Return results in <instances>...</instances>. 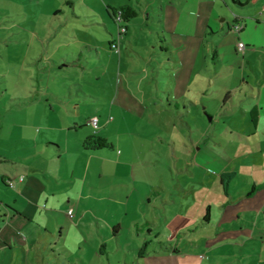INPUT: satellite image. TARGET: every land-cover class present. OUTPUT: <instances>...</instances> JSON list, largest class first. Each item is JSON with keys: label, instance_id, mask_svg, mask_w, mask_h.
Listing matches in <instances>:
<instances>
[{"label": "rangeland", "instance_id": "rangeland-1", "mask_svg": "<svg viewBox=\"0 0 264 264\" xmlns=\"http://www.w3.org/2000/svg\"><path fill=\"white\" fill-rule=\"evenodd\" d=\"M120 1L124 0H0V150L9 156L16 154L14 159L1 165L18 170L26 168L29 164V156L25 157L28 148L23 147L29 146V137L34 134L39 137L47 134L53 139L51 141L58 140L64 144L60 140L65 134L59 127L65 124L69 113L73 115L76 105L81 108L84 116L96 114L101 123L106 117L115 118L110 124L107 138L118 144L116 151L121 150L122 158L126 160L124 164H117L116 168H113L111 164L106 167L108 162L99 158L100 155L97 158L93 156L89 173L84 179L77 159L64 160L59 165V159L47 158L51 167L58 166L60 173L75 167L71 182L58 184V187L66 188L62 189L61 196L53 205L41 199L42 201L36 203L37 206L31 208L29 198L21 196L13 187L8 198L0 197V211H9L5 203L14 202L8 200L12 196L18 197L16 208L24 210L26 215L33 216L35 222L39 216L44 222L47 220L44 215L50 217L49 223L45 225L54 231L49 241L56 243L51 249L46 248L45 241L37 243L44 245L40 250L36 249V262L39 264H125L126 261L130 264L136 263L137 252L145 239L141 235L138 236L135 221L146 218L142 214L144 202L143 205H135L132 199L126 203L123 199L115 200L105 196L106 193L112 196L116 192L118 198L123 197L122 193L128 192V187L121 183H128L139 189L143 187L145 191H151V194L156 190V195L153 196L155 205L149 206L147 210L149 215H153V219H158L159 215L161 217L159 223L156 221L155 230L151 235L155 246L159 247L158 240L169 245L174 244L178 238L179 244L189 240L188 236L199 238L205 234L200 229L194 234L187 230L183 232L182 229L172 231L174 226L184 225L171 221L186 208L180 201H186L181 186L189 189L192 185L198 187L195 192L197 204L190 208L193 214H200V201L206 205L210 200L213 219L218 218L214 212L215 208H219L216 204L220 203L222 198L220 194L214 195L218 192H214L209 183L213 180L212 175H206L199 164L196 163L194 167L186 162V158L190 157V136L203 144L205 140H214V135L219 132L223 136L220 140L231 155L251 149V145L258 147L255 137L249 142L245 136L238 138L237 133L231 134L230 130L244 129L245 116L252 121L258 117V110L252 108L254 103L264 104V0H255L252 6L242 7L230 0L231 7L228 11L232 17L240 16L239 12L243 11L242 17H238V21L232 24L231 30L236 32L237 22L242 26H249L240 36L246 44L244 52L249 57L243 62H240L239 57L235 60L225 59L226 64L232 65L225 73L227 84L230 80L233 86L241 88H232L226 105L222 107L214 108L212 105L211 109L205 111L203 104H199L197 108L189 105L190 113L185 112V119L175 126L172 123L175 121L173 116L164 110L167 99L171 97L166 90H169L170 83H173L168 71L174 61H168L172 58L166 52L169 46L163 41L159 44L154 32L151 35L148 26L142 24L145 19L143 10L149 7L145 4H156L158 0H131L134 6L139 8V12L128 22L115 20ZM166 1L168 2L164 0ZM107 4L116 6L114 11H111ZM107 12L115 14L110 17ZM101 19L108 21L120 49L119 54L113 53L115 61L107 66L100 64L99 58L91 55L94 50L84 45L93 42L95 36L110 39V35L101 33L104 32V27L96 24V21ZM120 24L126 29L120 30ZM170 34L172 33L167 30V38H170ZM233 34L231 32L224 40L213 36L218 38V49L226 54V58L243 54L235 50L232 52L230 49L228 44L230 41L234 42ZM58 40L80 44L82 55L78 57L68 53L69 56L60 60L57 54L53 55L54 44ZM202 44L198 46L199 51L203 48ZM161 46L163 50L160 49ZM205 47L207 48L206 43ZM65 50L70 48L67 46ZM146 70L148 76L143 79L141 86H147L149 83L151 85L147 86L150 90L144 95L139 89L138 81ZM158 70L164 72L163 75H159ZM230 73L234 76H230ZM249 73H257V76H250ZM241 78L253 83L255 87L245 85L246 81L241 82ZM207 79L208 75L205 78L197 75L189 85L190 88H185L184 92L188 98L194 92V98L199 99L202 93L198 84L203 89ZM223 83L222 79L214 77L211 85L215 87L216 84ZM118 86L119 102L111 109L110 98ZM210 92L213 94L209 95L207 101L212 103L211 98L217 96L215 93L218 89H211ZM173 98L172 96L169 100L171 104H174ZM177 98L180 102L178 109L185 111L182 109V99ZM243 108H246L245 113ZM260 112L263 123L264 111ZM213 114L214 120L211 119ZM186 120L191 125L186 123ZM116 124H120L119 128H116ZM84 127L82 125L76 128L82 130ZM94 130L102 131L106 135L102 127L93 128L92 131ZM262 133L264 135V130L258 132V136ZM172 140L175 142L172 143ZM182 141L188 142L189 145ZM198 142L194 143L195 149L200 146ZM172 146H176L178 157H175ZM253 157L254 155H251L247 160ZM228 166L242 168L243 164L237 159ZM169 167L173 168L172 173ZM67 176L68 174H64L62 178ZM230 178L227 177V180ZM217 182L219 183V180ZM112 184L115 186L112 187ZM68 207H72L74 211L72 218L65 214ZM58 221L60 224L56 223ZM138 226H142V222L138 223ZM60 231L61 235L58 236ZM135 243L138 245L135 246ZM100 245H103L104 253L93 249ZM148 249L152 250L151 245Z\"/></svg>", "mask_w": 264, "mask_h": 264}, {"label": "crops", "instance_id": "crops-1", "mask_svg": "<svg viewBox=\"0 0 264 264\" xmlns=\"http://www.w3.org/2000/svg\"><path fill=\"white\" fill-rule=\"evenodd\" d=\"M138 1L140 2V0ZM231 1L241 7L247 5L252 6L255 2V0ZM125 3L133 6L138 14L139 8L135 7L131 0L118 2L117 8ZM145 5L152 9L146 7L143 10L145 19L142 24L148 26V29L151 30V35L152 32H154L159 44L160 37H162V41L169 46L168 49L166 48V52L172 57L168 59V61L171 59L174 61V64H170L171 68L169 69L170 71H168V75L173 83H170L168 87L169 90H166V93L169 96L171 95V99L172 96L174 97V104H171V102H169L171 99L168 98V103H165L164 107V110L170 113L175 120L172 122L173 126L178 122L180 124L182 123L183 119H185L183 118L185 112L190 113L191 108L189 109V105L196 106L197 108L199 104H203L205 111L211 109L212 105L214 108L226 105V99L229 97L232 88H237L236 90H238L241 87L237 85L233 86L230 80L228 82L229 84H227L225 73L232 68V65L226 64L225 62L227 60L225 59L235 60L239 57L240 62H243L246 57H249L244 52V50H246L245 43L243 49L237 47L238 41H242L240 36L249 26L244 24L239 31L234 32L231 30L232 24L238 21V17H242L241 14L243 11L239 12L240 16L232 17L228 11L231 7L230 0H168V2L158 0L156 4L146 3ZM262 6L264 7V3ZM107 7L111 9V11H114L116 6L107 4ZM107 13L110 17L115 14L114 12L111 13L112 15L109 12ZM94 14L97 15V13ZM130 20L131 19L128 21ZM96 24L104 27V32L101 31V33L110 35V39L95 36L93 42L90 41L92 46H89L90 44L84 45L94 50L91 55L98 57L100 64L103 63L107 66L115 61L113 53L119 54L120 49L118 43L114 40L115 37L108 25V21L104 22L101 19L97 20ZM167 30L172 33L170 34V38L166 36ZM231 32L234 33V42L230 41V44H228L230 45V49L232 52L235 50L243 54L239 56L231 55L229 58H226V54L223 51L222 53L219 51L216 41L218 40L217 37L224 40ZM214 35L217 37L214 38ZM55 42L53 55L57 54L60 60L65 56H69L68 53L78 57L82 55L80 44L76 45L70 41L66 42L65 40H58ZM112 43H115L116 46H113ZM204 43H206L207 48H204ZM199 44H202L203 47L200 51L198 48ZM224 45H226V43ZM67 46L70 48L68 51L65 50ZM160 49L163 50L162 47H160ZM213 49H216V55L214 57L211 56ZM60 50H62V52ZM251 51L254 52L255 50ZM103 56H105V58H103ZM143 59L145 60V58ZM247 62L251 61L247 60ZM250 67L252 68V65H250ZM147 73L148 70L142 72L140 80L138 81L140 83H138L139 89L144 95H146L147 90H150L147 86L151 85L147 83V86H141L143 79L148 76ZM163 73L164 72L158 70L159 75H163ZM230 74V76H234L233 73ZM197 75H201L204 78L208 75L205 87L202 89L200 84L197 83L200 93H202L200 98H194L193 91H191V93L193 92L192 96L188 98L187 93L184 92L185 88H190L189 85L194 81ZM249 75L253 76L254 74L249 73ZM255 75L257 76V73H255ZM255 75L254 77H256ZM214 77L218 80L222 79L224 83L222 85L216 84V86L213 87L211 83ZM240 81L246 80L241 78ZM245 83V85L251 88L255 87L251 82L246 81ZM117 85H119V83H117ZM227 85L228 87H226ZM118 88L119 86L116 88L117 90L112 93L110 98L112 104L111 109L119 102L117 99L120 89ZM211 89H218V92L215 93L217 96L211 98L212 103L207 101V98H210L209 95L213 94L210 92ZM177 97L182 99V109L185 111H180L178 109L180 102H178L179 99ZM142 103L145 102L142 101ZM158 103H160V100ZM172 105L174 108H171ZM76 107V111L73 115L71 116L72 113H69L70 115H67L68 119L65 121V124L59 127L65 134L62 140H60L64 144H61L58 140L56 142L51 141L53 139L49 138L47 134L42 137L36 134L29 137V146L23 147L28 148V153H26L25 157L29 156V164L26 165V168L18 170L16 168L10 169L8 167H3L1 163L11 161L12 158L14 159L16 157V154L9 156L8 153H4L2 149L0 150L1 198H8L9 191L11 187H13L21 196L25 195L29 198V207L31 208L34 205L37 206L36 203L42 201L41 199L53 205L61 196L62 189L66 188L58 187V184L64 181L71 182L75 173V167H71L69 171L65 170L64 173H60L58 166L54 168L51 167L46 160L47 158L48 160L55 158L59 159V165H61L64 160L67 161L72 158L77 159L82 169V177H84V179L89 173V165L93 156L97 158L100 155L99 158L101 157L108 162L106 163V167L111 164L113 168H116L117 164H124L126 162V160L122 158V151H116V145L118 146V144H115L114 141L112 142L113 146L111 148L87 149L83 146L84 137L93 132H97L107 138L110 124L115 118L106 117L101 123L100 118L98 119L96 114L84 116L81 112V108L77 105ZM252 108L258 110V117L252 121L245 116V121L243 122L246 124L245 128H233L230 130V133H237L238 138L239 136H245L249 142H251V138L255 137L258 147L251 145V149L231 155L229 150L224 146L222 140H220L223 139V136L222 134L220 135L219 132L214 135V140H205L203 144H200V142L192 136H190L192 140V142L190 141V145L188 142L182 141L190 147V157L186 158V162L194 167L197 163L206 175H212L211 179L213 180L209 183H211L212 189H214L213 191L218 192V194L216 193L214 195L217 196L220 194L219 196L222 198L221 202L216 204V206L219 207L215 208L217 212H214V215L218 216V218L213 219L211 212L213 206L210 200L206 205L203 204V201H200L198 210L200 214H193L190 208L197 204L198 199H196L195 192L198 190V187L192 185L193 187L189 189L185 186H181L183 192H185L183 196L186 198V201L185 199H181L180 201L181 205L186 208L185 211L180 212L181 214H176V218L171 219V221L177 224L184 223V225L181 227V225L178 224L174 226V230L172 231L175 232L182 229L183 232L187 230L194 234L196 230L200 229L203 230L205 234L201 235L199 238H191L192 236H188L190 239L180 244L178 238L174 244L171 243L169 245L158 240L159 247H157L154 245L151 235L155 230L156 221L159 223L161 217L159 215L158 219L155 220L153 219V215H149L147 212L149 206L155 205L153 196L156 195V190L151 194V191H145L143 187L139 189L128 183H121V185H126L128 187V192L124 191L122 193L123 197L118 198L116 192H114L112 196L106 193V197L115 200L123 199L126 203H129L131 199L135 205H143L142 203L144 202L142 214L146 218L144 220L135 221V226L138 231V236L141 235L144 237L147 248L145 247L142 256H138L136 263L132 262L131 264H264V135L262 133L258 136V132L264 130V128H262L264 127V119L263 123H261L260 119V111H264V104L254 103ZM158 109L162 111L160 107ZM244 109L246 110V108L242 109L243 113H245ZM199 115L200 113L197 114V118H199ZM214 115L215 114H213L211 118L212 120H214ZM93 117L97 118V127L89 123L90 119ZM246 121L248 123H246ZM185 122L191 125L187 120ZM82 125L85 126L84 129L80 130L76 128ZM119 125L116 124V128H119ZM100 127H102V130L104 129L106 135H104L102 131H92L93 128L100 129ZM124 133L128 134V132H123V134ZM159 138L162 139V137ZM240 140L241 139H239V141ZM173 142H175V140H172V143ZM195 142H198L200 145L197 149H195L194 146ZM172 151L175 157H178L176 146H172ZM251 155H254L253 159L247 160ZM237 159L243 164L242 168L228 166L236 162ZM75 162L76 161H74V163ZM172 171L173 168H170L171 173ZM227 173H231V178L229 179L227 191L225 192L222 186V179ZM64 174H68L67 178H62ZM20 176H23V178L20 179ZM236 178H239L238 180L240 181L236 180ZM8 180H12L13 184L9 185ZM217 180H219V183ZM111 186L113 187L115 185L112 184ZM69 199L67 200L69 201ZM8 200L14 201L12 203H10V201L5 203L9 211H0V264H39L36 262L38 259L36 249L40 250L44 245H38L37 243L45 241L46 248L49 249L56 243L53 242L52 244V242L49 241L50 236L54 235V231L49 230V228L46 227L47 225H45L49 223L50 217L44 215L45 219H47L44 222L39 216V218H36L35 222L32 218L33 216H30V214L26 215L24 214V210L20 211L18 207L16 208L15 203L18 201V197L11 196V199L9 198ZM1 208L0 205V210ZM68 209H72V207H68L67 212L64 213L66 215L68 214L69 217L72 215L74 216L73 209L72 214L68 213ZM141 222L142 226H138V223ZM56 223L60 224L59 221ZM144 225H146V229H144ZM59 233L58 236L61 235V231ZM34 244H37V246L33 247ZM134 245L137 246L138 244L135 243ZM150 245L152 248L151 251L148 249ZM93 249L101 253L105 252L103 245L97 248L93 247ZM31 255H33V257ZM49 263L50 262L47 264ZM54 264L58 263L56 262ZM125 264L130 263L126 261Z\"/></svg>", "mask_w": 264, "mask_h": 264}, {"label": "trees", "instance_id": "trees-1", "mask_svg": "<svg viewBox=\"0 0 264 264\" xmlns=\"http://www.w3.org/2000/svg\"><path fill=\"white\" fill-rule=\"evenodd\" d=\"M118 10L121 12V18L123 22H127L129 19L137 15V10L128 3L120 5V7H118ZM161 39L162 37H160V43L162 41ZM215 55H216V49H213L211 56L214 57ZM83 146L87 149H97V148H104V147L111 148L113 144L105 136L97 132H93L84 137ZM230 176H231V173H227L223 176V179H222L223 180L222 181L223 190L225 192L227 191V186L229 182L227 180V177H230ZM146 244H147L146 241L142 243L140 250L137 252L138 256H142V254L144 253Z\"/></svg>", "mask_w": 264, "mask_h": 264}, {"label": "built area", "instance_id": "built-area-1", "mask_svg": "<svg viewBox=\"0 0 264 264\" xmlns=\"http://www.w3.org/2000/svg\"><path fill=\"white\" fill-rule=\"evenodd\" d=\"M115 20L120 21V22L122 21V18H121V12H120L119 10H118V12H117L116 15H115ZM241 28H242V25H241L239 22H237V23L235 24V30H236V31H239ZM124 29H126V27H125L124 25L120 24V30H124ZM112 45H113V46H116L115 43H112ZM244 46H245V44H244L242 41H238V43H237V47H238L239 49H243ZM90 123H91L94 127H97V118H96V117H93L92 119H90ZM22 178H23V176H20V179H22ZM8 184H9V185H12V184H13V181H12V180H8ZM68 213H69V214H72V209H68Z\"/></svg>", "mask_w": 264, "mask_h": 264}]
</instances>
